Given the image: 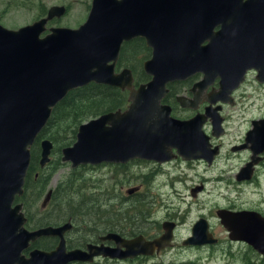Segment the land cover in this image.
Listing matches in <instances>:
<instances>
[{"label":"water","instance_id":"water-1","mask_svg":"<svg viewBox=\"0 0 264 264\" xmlns=\"http://www.w3.org/2000/svg\"><path fill=\"white\" fill-rule=\"evenodd\" d=\"M66 10L64 4H53L44 16L16 28L0 23V264H65L75 258L91 260L99 253L112 257L152 254L170 245L175 223L165 220L163 231L151 239L141 233L127 238L113 231L101 238L113 239L115 247L89 243L88 250H66L61 238L53 250L33 248L25 255L23 250L37 236L62 234L71 225L70 221L36 229L25 225L18 197L24 193L32 145L53 106L68 91L96 82L127 89L131 102L125 109L103 112L78 125L75 140L61 148V159L71 167L134 157L161 162L176 154L201 155L202 131L195 124L203 117L175 118L170 107L160 103L166 83L189 74L174 68L179 27L191 10L197 17L249 18L246 22L260 25L264 33V3L257 0H91L79 25L47 26ZM134 35L145 36L152 47V57L145 64L151 79L138 86L133 85L128 68L114 70L121 42ZM52 146L49 138L40 140L41 166L50 159ZM172 146L176 153L171 152ZM216 212L230 239L244 240L264 256V215L224 208ZM191 232L183 244L217 241L205 217L193 224Z\"/></svg>","mask_w":264,"mask_h":264},{"label":"flooded vegetation","instance_id":"flooded-vegetation-1","mask_svg":"<svg viewBox=\"0 0 264 264\" xmlns=\"http://www.w3.org/2000/svg\"><path fill=\"white\" fill-rule=\"evenodd\" d=\"M257 3L264 2L257 0ZM194 4H196L195 1ZM248 19L197 17L196 14L192 15L190 10L186 23L179 27L178 48L173 55L174 68L186 71L189 74L183 78L168 81L166 83L167 91L160 99V103L168 105L170 107V115L175 118L190 119L196 114L203 117L200 124H195V126L199 125L202 131L200 141L203 153L201 155L184 158L176 154L171 159L161 162L156 159L134 157L123 162L104 160L98 163H82L78 166L100 163L127 166L133 161H144L157 167H163L168 163L179 160L188 163L201 162L206 165V168L222 165V169H225L232 164L236 166V169L227 176L228 181L226 182L228 185L232 184L231 190L240 191L245 185L249 184L264 185L262 184L263 181H260L262 173H264V97L262 96L264 93V33L261 32L260 25H256L255 22L251 21L246 22ZM198 23L200 26H197ZM150 56L152 57V47L148 45L146 37L134 35L121 42L114 70L118 72L123 68H128L133 75V85L138 86L140 83H145L151 79V75L145 69V64L150 59ZM217 70L222 73H214ZM97 84L108 85L105 83ZM124 90L127 92L126 101L122 106L114 110L125 109L130 104L131 100L128 99V90ZM182 101L186 104L190 102V104L183 105ZM171 152L176 153L177 148L172 146ZM50 160L51 157L43 166L39 164V167H44ZM222 171L219 172L218 179L221 178ZM39 174L40 172L36 168L33 173L35 181H38ZM200 185L192 186L191 194L193 196L201 190ZM49 191L50 193L47 197ZM53 195V188L48 187L40 204L43 207L41 211L47 214L44 216L45 218L39 220L34 221L26 213L23 203L26 227L29 229L49 225L56 227L67 221H70L71 225L62 234H42L37 236L23 250L25 255H29L33 248L53 250L59 244L61 238L64 241L66 250L75 248L88 250L89 243L98 246L104 244L115 247L116 242L113 239L101 238V236L113 231L127 238L141 233L147 239H151L163 231L162 223L165 220L174 221V238V228H176L178 221L174 218H168L160 222L161 231L153 235H147L142 231L124 234L114 230L109 225H105L96 236L87 237L82 241H75L70 237V233L73 231L74 222L78 216L74 212L72 214L66 213L65 216L57 218L56 210H47L46 207L52 200ZM221 208L234 211L255 210L264 215V212L258 208L237 207L233 201ZM108 218L110 221L113 219L112 215H108ZM208 224L212 234L217 237V241L202 244H183L182 241L181 243L183 245H193V247L217 245L220 242V238L212 231L209 221ZM173 238L170 245L158 251L155 250L152 254L138 253L133 256L112 257L99 253L94 254L91 260L75 258L65 264H115L118 261H131L139 257L146 258L168 249L173 244ZM181 264H195V262L190 259Z\"/></svg>","mask_w":264,"mask_h":264},{"label":"rangeland","instance_id":"rangeland-1","mask_svg":"<svg viewBox=\"0 0 264 264\" xmlns=\"http://www.w3.org/2000/svg\"><path fill=\"white\" fill-rule=\"evenodd\" d=\"M53 4H64L67 10L62 16L49 20L47 26L75 27L85 20L91 0H0V23L16 28L44 16ZM55 134L62 136L59 132ZM49 139L53 142L51 160L44 167L37 163L41 182H30L32 187L24 203V210L34 221L45 218L47 213L41 211L40 204L47 188L52 187L54 195L46 209L56 210L57 218L76 212L78 218L70 233L75 241L96 236L105 225L124 234L142 231L153 235L161 231V221L168 218L178 221L173 244L168 249L146 258L115 264H181L190 259L195 264H239L244 256L255 261L264 258L248 243L230 239L216 214L218 207L227 206L230 201L237 207H254L264 212V185L249 184L237 191L231 190L232 184L226 183L227 176L236 166L206 168L201 162L176 160L163 167L144 161H133L127 166L100 163L71 167L69 161L61 159L60 144ZM74 140L70 129L60 142L71 144ZM39 145L40 141L34 145L37 160ZM221 171L223 174L218 179ZM46 178L45 189L37 197V187ZM260 181L264 184V173ZM197 184H201V190L193 196L191 188ZM108 215H112L111 221ZM200 216L209 221L212 231L220 238L217 245L193 247L181 243Z\"/></svg>","mask_w":264,"mask_h":264},{"label":"trees","instance_id":"trees-1","mask_svg":"<svg viewBox=\"0 0 264 264\" xmlns=\"http://www.w3.org/2000/svg\"><path fill=\"white\" fill-rule=\"evenodd\" d=\"M124 48L123 50H125ZM126 96L127 92L124 89L110 85L97 84L96 82H89L68 91V93L53 106L47 123L41 129L32 145V158L24 184L25 191L22 196L18 198L21 199L23 203H26V198H28L29 191L32 187H30V182L33 180L35 181L33 173L38 165L37 153L34 151V145L39 143L43 136H48L53 139L56 144H60L58 147L60 151L63 145L65 146V144L68 145L69 143H61L60 141L66 137L70 129L73 131V136H76L77 127L81 122L87 120L91 116H96L98 113L114 110L122 106L126 101ZM55 132L62 133V136L57 137ZM40 179L39 174L38 181L35 183L41 182ZM46 183L47 178L45 182L38 185L37 197L44 191ZM73 201L75 200L72 199V202ZM78 201L79 203L81 202L80 200ZM71 208L73 209L74 206L72 205ZM239 264H264V258L255 261L252 260L250 256H244L242 262Z\"/></svg>","mask_w":264,"mask_h":264}]
</instances>
